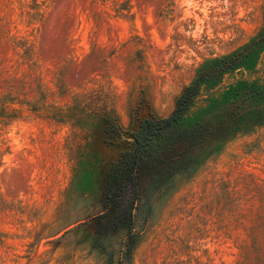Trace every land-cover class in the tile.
Listing matches in <instances>:
<instances>
[{
	"label": "rangeland",
	"instance_id": "obj_1",
	"mask_svg": "<svg viewBox=\"0 0 264 264\" xmlns=\"http://www.w3.org/2000/svg\"><path fill=\"white\" fill-rule=\"evenodd\" d=\"M263 24L264 0H0V264H264V127L145 187L131 261L125 230L99 247L94 227L122 157L106 120L130 132L167 117L203 64ZM241 82L264 86V50L179 125Z\"/></svg>",
	"mask_w": 264,
	"mask_h": 264
},
{
	"label": "trees",
	"instance_id": "obj_2",
	"mask_svg": "<svg viewBox=\"0 0 264 264\" xmlns=\"http://www.w3.org/2000/svg\"><path fill=\"white\" fill-rule=\"evenodd\" d=\"M263 50L264 24L240 49L203 64L192 83L178 96L172 112L167 117L156 118L149 112L146 116H138L130 132H122L113 119L106 120L105 133L112 141L110 146L115 148L117 139L122 134L135 139L136 143L118 145L122 148V157L104 179L103 198L105 202L110 198L113 206L109 209L110 206L106 202L104 208L109 211L98 217L94 225L99 247L103 238L125 230L127 233L124 244L125 258L129 261L132 259L139 239L138 235L133 233L135 214L131 218L132 211L121 210L122 213L125 211L128 220L122 225L117 224L123 214L118 213L121 202L116 200L121 189L129 182L136 186L137 197L140 198L145 187L148 188L147 185L156 181L161 174L168 171L176 174L185 165L207 159L218 144H223L238 134L247 133L256 127H264V86H255L248 82L231 87L195 125L187 127L179 125L204 86L218 85L224 76L250 60H255ZM143 105L148 107L146 104ZM154 142H160L161 145L155 148ZM133 209L135 210L134 207ZM109 264H113L112 256L109 258Z\"/></svg>",
	"mask_w": 264,
	"mask_h": 264
},
{
	"label": "flooded vegetation",
	"instance_id": "obj_3",
	"mask_svg": "<svg viewBox=\"0 0 264 264\" xmlns=\"http://www.w3.org/2000/svg\"><path fill=\"white\" fill-rule=\"evenodd\" d=\"M128 185H129V188H128V191H127L128 195L126 193V195L121 198L122 199V201H121L122 203H121L120 211L118 213H122L121 210H125L126 212H128V211L131 212L132 211V217L131 218H133V216L135 214V210L134 209L132 210V207L135 208V206H136L135 200H136V198L138 199V197H137L138 196V191H137L136 186L133 183L129 182ZM121 191L123 192V188H122ZM104 192L105 191H103V194H104ZM122 192H121L120 197L122 196ZM106 202H107L108 206H110L109 207V209H110L111 206H113V203L111 202V199L109 198L108 201H106ZM106 202L104 200V202H103L104 205H105ZM108 211L109 210H106V212H108ZM125 211H124V213H122L123 215L119 219L120 221H118L117 224L120 223V225H122L124 223V221L128 220ZM106 212H104L103 214H105Z\"/></svg>",
	"mask_w": 264,
	"mask_h": 264
},
{
	"label": "water",
	"instance_id": "obj_4",
	"mask_svg": "<svg viewBox=\"0 0 264 264\" xmlns=\"http://www.w3.org/2000/svg\"><path fill=\"white\" fill-rule=\"evenodd\" d=\"M144 108L147 109L145 105H144ZM117 142L120 143V144L128 143V144L132 145V144L136 143V140L131 138V137H129L127 134H122L117 139Z\"/></svg>",
	"mask_w": 264,
	"mask_h": 264
}]
</instances>
